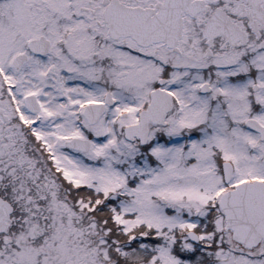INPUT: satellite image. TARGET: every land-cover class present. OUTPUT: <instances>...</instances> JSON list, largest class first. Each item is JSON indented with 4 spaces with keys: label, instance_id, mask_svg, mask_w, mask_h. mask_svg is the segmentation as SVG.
<instances>
[{
    "label": "snow or ice",
    "instance_id": "1",
    "mask_svg": "<svg viewBox=\"0 0 264 264\" xmlns=\"http://www.w3.org/2000/svg\"><path fill=\"white\" fill-rule=\"evenodd\" d=\"M0 264H264V0H0Z\"/></svg>",
    "mask_w": 264,
    "mask_h": 264
}]
</instances>
